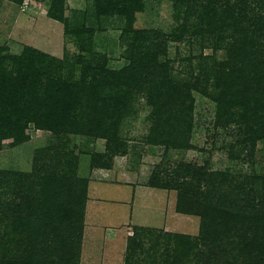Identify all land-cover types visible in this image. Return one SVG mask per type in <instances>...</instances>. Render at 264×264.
<instances>
[{"label": "rangeland", "instance_id": "rangeland-1", "mask_svg": "<svg viewBox=\"0 0 264 264\" xmlns=\"http://www.w3.org/2000/svg\"><path fill=\"white\" fill-rule=\"evenodd\" d=\"M56 1L52 7V0H0V64L8 66L7 56L19 54L25 46L57 58L61 78L92 85L95 98L109 104L112 118L107 119L116 122L109 129L117 134L123 154L113 155L108 161L111 167L103 168L98 163L106 162L105 157L99 158L108 152L106 139L72 132L55 136L30 124L28 140L16 145L11 139L1 141L0 200L16 204L19 181L30 183L36 195L39 187L34 175L42 173L37 165L54 153L47 149L61 150L73 157L75 169H67L68 176L105 183L111 180L109 171L115 170L122 180L144 187L148 198L150 184L167 185L170 191L162 196V203L159 197L150 199L156 201V217L162 224L137 226L141 229L135 237L124 221L108 226L110 218L103 214L110 213L114 204L104 202L103 212L98 207L102 200L96 203L87 194L78 264H264V220L258 225L249 220L258 232L229 223L227 228L220 226L222 232L214 238L208 234L201 239L200 215L175 211L176 190H181L183 180L197 182L195 168L228 176L229 181L217 187L226 192L222 201L236 203L244 211L253 203L260 208L264 138L253 144L248 138L254 128L240 121L217 122L213 99L221 91L218 77L227 50H238L243 35L233 40L234 32L225 28L220 45L211 35L176 37L181 31L173 0H141L139 8L134 0ZM254 1L255 12H264V0ZM49 10L63 20L52 18ZM186 94L189 97L182 98ZM240 110L231 108L235 114ZM160 114L172 115L173 123L161 124ZM174 115L189 124L186 141L178 140L184 146L163 142L170 136L167 132L174 130ZM87 129L96 132V124ZM38 150L44 153L37 154ZM254 175L258 181L251 180ZM199 183L204 189V181ZM236 184L242 191L234 188ZM103 190L107 195L106 187ZM23 217H29L27 210L23 209ZM109 227L116 229L113 240Z\"/></svg>", "mask_w": 264, "mask_h": 264}, {"label": "trees", "instance_id": "trees-1", "mask_svg": "<svg viewBox=\"0 0 264 264\" xmlns=\"http://www.w3.org/2000/svg\"><path fill=\"white\" fill-rule=\"evenodd\" d=\"M134 1L139 8L141 0ZM56 2L52 0V7ZM257 5L254 0H173L181 31L175 34L176 37L180 38L185 33L202 35V38L211 35L215 44L220 45L226 34L225 28L234 32L233 40L239 34L243 35V43L238 50H234L235 47L227 50V58L218 77L221 91L213 99L217 122L227 125L240 121L254 128L248 138L253 144L264 138V12L256 13L254 8ZM49 14L56 20H63L54 11L49 10ZM7 57L9 65L0 64V149L2 139H11L13 145L28 140L26 131L30 124L55 136L70 135L71 132L96 135L106 139L108 151L99 157H105L106 162L98 165L110 168L111 162L108 161L123 151L117 134L109 129L116 127V122L107 119L112 118L109 104H101L95 98V89L91 91L93 86L74 82L72 78H61L57 71L59 60L36 48L25 46L19 54ZM56 74L57 77L53 76ZM189 94L182 95V98L186 99ZM234 106H239L241 112L232 113ZM188 108L191 109L190 106ZM160 117L161 124L168 126L173 123L170 114H160ZM174 118V130L167 132L170 136L163 142L180 147L183 144L178 140L186 141L189 124H184L177 115ZM93 122L96 132L87 129V125ZM154 139L157 140L156 136ZM47 151L54 153L46 161L42 159V165H37L42 173L34 175L39 187L36 195L31 192L30 183L19 181L14 192L17 194V198L14 197L16 204L0 200V264H78L89 178L75 174L68 176L67 169L74 168L73 157L61 150L49 148ZM36 152L42 153L41 150ZM193 177H197V182L183 180L181 190H176L175 211L200 215L201 239L207 238L208 234L214 238L218 231L222 232L219 227L227 228L229 223L239 228L244 225L253 233L259 231L249 220H256L257 225L264 220V194L258 203L261 209L253 203L248 206L250 210L244 211L237 208L236 203L231 205L221 200L226 192L217 187L225 180L228 182V176L195 168ZM201 179L204 189L199 183ZM258 179L256 175L251 178L253 181ZM260 183L264 184V179ZM149 186L169 190L167 185ZM234 188L242 191L238 184ZM23 209L28 211L29 217H23ZM137 226H130L132 237L136 236L137 229H141Z\"/></svg>", "mask_w": 264, "mask_h": 264}, {"label": "crops", "instance_id": "crops-1", "mask_svg": "<svg viewBox=\"0 0 264 264\" xmlns=\"http://www.w3.org/2000/svg\"><path fill=\"white\" fill-rule=\"evenodd\" d=\"M107 170V169H105ZM109 171V169H108ZM114 173L115 175H110L111 173ZM108 179L111 180L101 182L100 180H97V178H94L91 180L89 178L88 183V197L92 198L96 203L98 199L102 200L99 201L101 205L98 207L102 209L104 212L102 204L104 202H109L114 204V209L109 213L106 211V214L103 217L110 218L108 219L109 223L108 226H114L115 223L121 221H124L127 223V225H138V226H149V225H155V224H162L159 222L158 217H156L155 206L156 201L152 202L150 201L151 198H160L157 201L163 202L162 196H167L170 194L169 190L156 188V187H149L148 194H150V198L147 197V195L144 196L141 185H138L136 181L131 180H122V177H119L120 174L116 173V171H109ZM107 180V179H106ZM106 187L107 195L103 194V188ZM111 187V188H107ZM151 191V192H150ZM163 197V198H164ZM155 198V199H156ZM176 200V198H175ZM90 202V200L87 201V205ZM92 202V201H91ZM154 202V203H153ZM157 202V204H159ZM181 214V213H180ZM116 218L117 220H114L113 218ZM117 221V222H116ZM110 228V227H109ZM111 232L113 231V235H111V239H115L116 229L110 228Z\"/></svg>", "mask_w": 264, "mask_h": 264}]
</instances>
